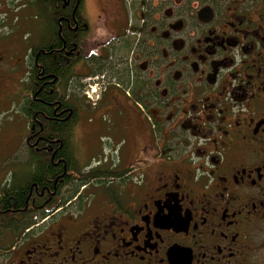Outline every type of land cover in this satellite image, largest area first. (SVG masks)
I'll list each match as a JSON object with an SVG mask.
<instances>
[{"label": "flooded vegetation", "instance_id": "obj_1", "mask_svg": "<svg viewBox=\"0 0 264 264\" xmlns=\"http://www.w3.org/2000/svg\"><path fill=\"white\" fill-rule=\"evenodd\" d=\"M7 105L0 264H264V0H0Z\"/></svg>", "mask_w": 264, "mask_h": 264}, {"label": "rangeland", "instance_id": "obj_2", "mask_svg": "<svg viewBox=\"0 0 264 264\" xmlns=\"http://www.w3.org/2000/svg\"><path fill=\"white\" fill-rule=\"evenodd\" d=\"M16 112L12 105H7L2 108L0 111V151L2 153H6L9 149V139L12 138L13 134V126L16 124ZM8 164L6 165L5 168L0 170V175L3 178H8L9 175L6 176L5 172L7 171L8 168L12 166V160L9 159ZM24 173H21L20 176V183L22 180L27 179V176H24ZM24 176V177H23Z\"/></svg>", "mask_w": 264, "mask_h": 264}, {"label": "trees", "instance_id": "obj_3", "mask_svg": "<svg viewBox=\"0 0 264 264\" xmlns=\"http://www.w3.org/2000/svg\"><path fill=\"white\" fill-rule=\"evenodd\" d=\"M35 177L37 178V179H42L43 181H47L49 178H51L52 176H53V174H54V172L52 171V169H49V168H47V167H43V168H40V169H36L35 170ZM3 190H5L6 189V186H4L3 188H2ZM21 198H22V201H23V199H24V194L23 195H21ZM22 201H19L18 200V202H21L22 203ZM10 223H12V224H15V222H14V220H11L10 221ZM16 223H19V222H16Z\"/></svg>", "mask_w": 264, "mask_h": 264}]
</instances>
